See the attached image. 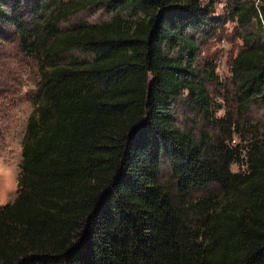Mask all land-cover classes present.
I'll list each match as a JSON object with an SVG mask.
<instances>
[{
	"label": "trees",
	"instance_id": "obj_1",
	"mask_svg": "<svg viewBox=\"0 0 264 264\" xmlns=\"http://www.w3.org/2000/svg\"><path fill=\"white\" fill-rule=\"evenodd\" d=\"M85 10L107 19L61 26ZM211 13L199 0H0L39 74L0 264H264V121H239L264 110V0ZM229 20L237 118L211 100L208 86L225 88L198 55ZM184 115L206 131L183 132Z\"/></svg>",
	"mask_w": 264,
	"mask_h": 264
},
{
	"label": "rangeland",
	"instance_id": "obj_2",
	"mask_svg": "<svg viewBox=\"0 0 264 264\" xmlns=\"http://www.w3.org/2000/svg\"><path fill=\"white\" fill-rule=\"evenodd\" d=\"M203 4L211 3L212 16L224 15L226 6L231 0H199ZM26 7L22 6L13 16L22 17ZM107 19L102 10H85L69 17L61 26L68 27L76 22H101ZM242 30L235 22L229 20L221 25L214 38L200 46L199 58L215 64V75L223 84L225 91L215 86H208L211 100L237 118L230 100V63L241 46ZM76 54V53H74ZM36 60L21 52L15 30L0 24V206L10 204L17 191L20 150L28 116L35 109L34 94L38 83ZM227 90V93H226ZM223 116V110L216 113ZM241 124L261 123L264 121V110L251 108L247 115L239 118ZM177 124L183 132L197 135L199 121L189 115L179 116ZM246 136H233L232 143L244 145ZM243 140V141H240ZM231 172H242L243 165H231Z\"/></svg>",
	"mask_w": 264,
	"mask_h": 264
},
{
	"label": "built area",
	"instance_id": "obj_3",
	"mask_svg": "<svg viewBox=\"0 0 264 264\" xmlns=\"http://www.w3.org/2000/svg\"><path fill=\"white\" fill-rule=\"evenodd\" d=\"M262 25H263L262 27H263V29H264V24H262Z\"/></svg>",
	"mask_w": 264,
	"mask_h": 264
}]
</instances>
